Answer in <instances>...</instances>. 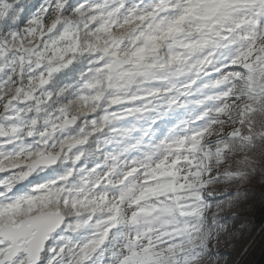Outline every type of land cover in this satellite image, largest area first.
<instances>
[{
	"label": "snow or ice",
	"instance_id": "6c2138e0",
	"mask_svg": "<svg viewBox=\"0 0 264 264\" xmlns=\"http://www.w3.org/2000/svg\"><path fill=\"white\" fill-rule=\"evenodd\" d=\"M18 10L23 21L26 8L18 9L16 0H0V18L7 20ZM53 14L56 18L47 27V18ZM72 16H79V21L70 19ZM137 23L165 35L182 33L186 26L191 28L197 39L183 46L190 55L198 57L193 67L205 73L213 69L212 86L225 99L239 84L242 95H247L258 109L264 108V0H159L144 8L128 7L127 0H44L28 20L25 31L39 30L43 34L47 27L45 40L49 41L58 31L62 41L71 38L73 30L78 35L83 27L97 41L107 37L116 44L119 38L113 29ZM148 39L155 40L156 36L149 35ZM50 42L53 50L59 52L58 42ZM40 46L47 49L49 44L42 42ZM36 54L40 55L39 49ZM43 83L46 81L42 79ZM224 107L219 110L223 112ZM18 133L16 127L10 131L0 129V138ZM27 135L31 137L33 132ZM8 142L16 143L14 139ZM59 156L60 153H33L26 145L8 149L0 143V264H94L97 254L114 241L122 247L119 251L112 248L109 264H192L196 257L193 229L188 220L182 219L188 213L178 200L162 199L171 186L167 179L141 183L137 167L113 169L106 187L101 185L99 195L92 198L73 199L71 193L65 197L61 189L53 192L49 185H40L37 190L51 193L47 199L28 195L3 202L38 167L55 164ZM163 168L161 164L151 174ZM63 208H71L72 216L56 210ZM64 225L90 235L82 242L69 239L67 244L49 247L51 234Z\"/></svg>",
	"mask_w": 264,
	"mask_h": 264
},
{
	"label": "trees",
	"instance_id": "16d2710c",
	"mask_svg": "<svg viewBox=\"0 0 264 264\" xmlns=\"http://www.w3.org/2000/svg\"><path fill=\"white\" fill-rule=\"evenodd\" d=\"M43 0H22L17 3L18 9H27L24 13L23 21L20 20L19 10L9 19L0 18V64L2 58L11 56L16 60V64L11 65L4 73L5 80L0 84V102L6 98L16 100V96L21 98L25 96L20 89L26 87L28 78L33 77L38 70L28 71L27 66L21 65L17 59L20 50L34 47L39 42V34L28 33L25 29L29 26L28 20L37 12L39 4ZM159 0H127V6L133 7L135 5L148 6L158 3ZM117 29H113L116 32ZM85 30L83 27L79 29L78 39L79 47L75 52H70V56H87L88 53H81L79 48L81 44L80 34ZM45 36L46 29L43 30ZM102 35V34H101ZM96 43H108L112 47H116L107 37H102ZM2 45L7 47V52L2 50ZM37 49H34V52ZM67 57L57 58V64L61 67L52 74L46 85L44 91L46 95L40 99L39 107L34 103L36 101H21L16 104L14 112V119L11 121H19L24 125L21 140L26 141V146L33 153L51 151L60 153L61 159L57 166L51 168H41L36 174L31 175L27 180L18 184L22 188L36 192L40 185H49V188L54 192L57 189L63 190L62 194L66 197L67 190L71 193V198L75 199V193H80L83 199L94 197L90 195V191L94 186L96 176H100L105 166L108 165L110 156L113 151L117 149L118 143L121 140V130L132 126L121 123L123 121L134 119L124 117L119 119L112 116L115 112H124L127 108L118 109L116 111L106 110L107 119L96 127V120L90 113L85 116L78 115L76 112V104L73 101L79 100L80 106L87 107L92 103L91 89H86L78 85L81 78V73L73 69V65L79 63L78 60L73 59L71 63H67ZM186 70V69H185ZM178 86V85H177ZM162 93L161 98L155 103L154 109L158 114H152V118L145 123L147 126L152 120H155L157 126L155 132H163L164 126H171L169 124L173 120L182 119V108L179 100L171 93L167 87L159 88ZM142 93L141 95H144ZM136 99L139 101L140 96ZM246 96L247 106L249 107H233L232 114L235 116V122L239 128V133L234 136L224 137L226 144L230 146V151L217 155L211 151H206L203 158L197 163H204L209 169L210 165L217 164L223 167L222 175L216 177V182L212 178L208 179L207 183L200 190H193L191 192L179 193V202L194 203L196 209L182 219L190 222V227L193 229L192 235L194 242L201 240L207 242L208 247L213 252V261L215 264H255L261 252L264 249V108L258 109L256 105ZM169 99H174L177 106L175 109L168 110ZM143 108V104L140 105ZM2 111V108L0 107ZM46 115L61 113L58 116L59 126H55L56 142L52 144V139L45 143V137L34 133L33 136L27 135V130L36 121V126L39 131L50 130L51 122H44L43 118ZM3 114H9L5 111ZM76 116L79 120L75 127H63V116ZM6 116V115H5ZM5 116H0V125L7 124L8 119ZM19 116V117H16ZM169 119V125L166 124ZM29 121V122H27ZM11 123V122H9ZM111 125V126H109ZM144 125V126H146ZM4 142V138H0V142ZM76 141H83V143H75ZM8 147H14L18 144L7 142ZM72 145V146H71ZM71 146V148H70ZM70 148L68 152L66 150ZM80 159L77 160L76 157ZM68 159H66V158ZM208 157V159H206ZM216 160V161H215ZM62 165V166H60ZM65 168L71 171H65ZM105 168V169H104ZM85 174V177L83 175ZM3 174L0 173V176ZM56 181V184H52ZM88 182L87 184H84ZM211 185V187H209ZM54 189V190H53ZM207 189L211 192L208 200L205 201L202 190ZM190 194V195H189ZM51 193L48 195L50 196ZM79 197H77L78 199ZM65 209L62 210L65 213ZM73 214V213H72ZM90 235L87 231H74L66 227L60 236V240L67 244L69 239L75 242H82ZM196 245V251L199 248ZM54 246V247H58ZM75 247V244L73 245ZM115 247L117 251L120 250L122 244H117L115 241L107 250L99 252L95 258L94 264H109L111 257V250ZM197 259V257H195ZM192 264H194V260Z\"/></svg>",
	"mask_w": 264,
	"mask_h": 264
},
{
	"label": "rangeland",
	"instance_id": "374dc122",
	"mask_svg": "<svg viewBox=\"0 0 264 264\" xmlns=\"http://www.w3.org/2000/svg\"><path fill=\"white\" fill-rule=\"evenodd\" d=\"M242 2H245V0H242ZM43 3L44 0L41 4ZM139 6L144 8L142 5ZM38 11L39 6L37 12ZM246 14L247 13H242V15ZM73 32L74 34L71 38L58 42L56 47L60 49L59 52L53 50L50 41L42 40L45 36V32H43V34L40 33V40L36 46L31 47L30 54L24 55L23 49L20 50L17 57L19 63L23 66H27L28 71H31V69L39 71V69H42L45 64H50L51 68L58 70L61 67V64H57V58L64 57L66 49H71L72 52H75L77 49L76 44L77 41L79 42V39L75 30H73ZM42 42H47L49 47L47 49L41 47L40 45ZM115 45L117 46V44ZM7 47L10 46L2 45V50L7 52ZM178 47L183 48L184 46L179 45ZM74 48L75 50H73ZM34 49H39L40 55H37L36 51L34 52ZM15 64L16 60L11 56L8 58H2V63L0 64V84L5 80L3 75L6 69ZM55 72L49 70L44 72L46 83ZM213 73V69H209L206 73L195 69L193 79H188L184 83H172L167 87L178 100L182 98L180 102L184 104V111L187 114H185L181 121L177 119L169 123L170 120L167 119L168 122L166 124L175 123L173 125L174 128L171 127L172 125H162L164 131L160 135L161 139L156 143L152 142L156 139L155 136H151L152 132L155 135L153 130V127H156L155 120H152L148 126L145 123H148L147 120L149 121L152 118L153 113L154 115L155 113L158 114V111L155 110L154 107L155 103L162 96V93L159 92V88L153 89L150 92H145L144 95L140 94L139 101L143 102V108H139V111L129 107L124 112L112 113L113 117L119 119H123L124 117L132 118L134 119V124L132 123L131 127L127 129L123 128L121 130L119 147L117 146L118 149L114 150L110 156L109 163L105 166L106 169L104 168L105 170H103L100 176H96L90 195H99L100 186L103 185L106 187L107 178L110 173H112L113 169L117 171H126L129 167H137L140 170V177H142V179H140L141 183H151L154 180L167 179L171 186L168 189V194L163 196L162 199H167L169 201L173 199L179 201V193L185 195V193L193 190H200L207 183L208 179L217 175L218 171L222 173L223 167L217 164L221 160H215V164L213 162V164L209 166V169L204 167L206 161L204 163L197 162L203 158V155L207 150L217 155H223L230 151L231 148L225 143L224 137L234 136L239 133V128L235 122V116L232 114L236 108L234 110H232V108L246 106L247 98L240 93V85L238 84L232 89L230 97L225 99L219 90L212 86L211 80L208 79ZM187 74L188 69H184L177 72L176 75L172 77V80H183ZM32 79V76L28 78L26 87L19 91V93L22 92L25 94V96L21 98L20 95H17L15 99L29 102L36 101L34 105L38 108V102H40V99L46 95V92L44 91L46 83H36L35 85H31L30 81ZM164 79L165 82H167V78ZM29 93L31 94L30 98L28 97ZM11 98H13V96ZM11 98H6L0 102V107L2 108V111L0 110V116L6 115L5 118L9 120L7 124H1L0 129L10 131L12 127H16L19 129V133L15 137L10 136L7 139L4 138L5 141L0 143H5L7 145L8 140L14 139L18 145H26V141L21 140L23 138L22 133L24 125L19 121H11L14 119L13 115L15 111L19 114V111L15 110V106L18 102H16V100L12 101ZM169 101L168 110L172 111L175 109L176 101L174 99H169ZM225 105H227V107H224ZM221 107H224L223 112L219 110ZM5 111H8L9 114H3ZM60 115L61 113H55L54 115H46L45 113V118H43V120L46 123H53L51 124V129L39 131L35 123L30 125L27 133L32 131L33 134L37 133L39 136L45 137V143L48 142L49 139H52V144L55 143L56 138L53 136L56 132L55 126H59L58 116ZM67 117L68 115H65L62 118L64 124H61V130H63V127H69L65 123ZM146 118L147 120L145 121ZM78 120L79 119L77 118V123ZM144 121L145 123H143ZM41 133H44V135H41ZM134 137H138V139H134ZM7 148L11 149L8 145ZM70 148H68L66 152H68ZM48 152L51 151H47V153ZM206 159H208V157ZM161 164L164 165V168L155 175H152L151 170L157 168ZM83 177H85V174ZM87 183L88 182H85L84 184ZM67 192L70 193L69 190H67ZM49 194L50 192L48 190H36L34 193L21 186H16L13 191L7 194L8 199L3 202L9 203L16 197L28 195L47 199ZM66 197H68V194ZM77 197H79L78 199H83V196H81L80 193H75L74 198L77 199ZM0 200H3V197H0ZM180 207L188 214L196 209L195 204L189 202L180 204ZM56 210L61 211L59 209ZM8 214L11 215V213Z\"/></svg>",
	"mask_w": 264,
	"mask_h": 264
},
{
	"label": "clouds",
	"instance_id": "9594fccd",
	"mask_svg": "<svg viewBox=\"0 0 264 264\" xmlns=\"http://www.w3.org/2000/svg\"><path fill=\"white\" fill-rule=\"evenodd\" d=\"M169 16L172 14L169 13ZM242 15V13H237ZM55 14L48 16L47 27H50L55 20ZM70 19L79 21V16H72ZM46 29V34L48 35ZM44 29V30H45ZM143 33V34H141ZM119 38L116 47L108 43H96V36L92 32H82L80 34V52L88 53L87 56H70L71 49H66L65 56L67 63L73 59L79 63L73 65V69L81 73V78L77 82L79 86L91 89V99L87 107L80 106L79 100L73 101L76 104L78 115L85 116L90 113L96 120V127L107 119L106 110L116 111L118 109L132 107L139 111L142 101L136 99L144 92L153 89L169 87L172 83H184L188 79H193L195 75L194 64L197 63V56L190 55L187 47L180 48L179 45H188L197 39V35L192 29L185 27V31L174 35H165L163 31L154 32L147 25L137 23L117 29L114 33ZM156 36L155 40H149L148 36ZM49 41H60L57 31L49 37ZM47 44V42H45ZM143 49L142 52L139 50ZM51 68L50 64H45L42 69L34 73L31 85L41 83L45 80L44 72ZM184 69H188V74L183 80L173 81L172 77ZM167 78V82L165 79ZM209 80L212 77L208 78ZM126 126L133 123L132 120L121 122ZM111 126V125H109ZM138 139V137H134ZM161 137H156L153 143L159 141ZM62 166V165H60ZM65 171H70L65 168ZM217 172V176H221ZM142 179V177H140ZM216 182V177H212ZM211 187V185L209 186ZM205 201L208 200L211 192L207 189L202 190ZM131 212V209H128ZM66 216H72V209H65ZM67 225L60 230L54 231L49 239L48 246L54 247L63 243L60 236ZM199 251H196L197 259L194 264H215L213 252L208 247L207 242H195Z\"/></svg>",
	"mask_w": 264,
	"mask_h": 264
},
{
	"label": "water",
	"instance_id": "95a60500",
	"mask_svg": "<svg viewBox=\"0 0 264 264\" xmlns=\"http://www.w3.org/2000/svg\"><path fill=\"white\" fill-rule=\"evenodd\" d=\"M22 0H16V3H19V2H21ZM30 52H31V49L30 48H26V49H24V55H28V54H30ZM65 123L69 126V127H74L75 125H76V123H77V117H75V116H69V117H67L66 119H65ZM47 154H56V153H52V152H48V153H46L45 155H47ZM59 160H60V156H59V159L57 160V162L55 163V164H52V165H50V166H47V165H41L40 167H38V169L39 168H42V167H53V166H56L58 163H59ZM37 169V170H38ZM36 170V171H37ZM35 171V172H36ZM34 172V173H35ZM33 173V174H34ZM64 215H65V213H63ZM255 264H264V249H263V251L261 252V254H260V256H259V258H258V260L256 261V263Z\"/></svg>",
	"mask_w": 264,
	"mask_h": 264
}]
</instances>
